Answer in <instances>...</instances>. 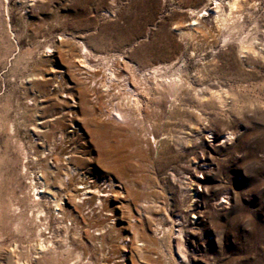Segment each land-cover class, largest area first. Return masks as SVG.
<instances>
[{
    "label": "rangeland",
    "instance_id": "374dc122",
    "mask_svg": "<svg viewBox=\"0 0 264 264\" xmlns=\"http://www.w3.org/2000/svg\"><path fill=\"white\" fill-rule=\"evenodd\" d=\"M249 2L230 31L210 0H0V264H264ZM76 179L95 192L74 196Z\"/></svg>",
    "mask_w": 264,
    "mask_h": 264
},
{
    "label": "bare ground",
    "instance_id": "6f19581e",
    "mask_svg": "<svg viewBox=\"0 0 264 264\" xmlns=\"http://www.w3.org/2000/svg\"><path fill=\"white\" fill-rule=\"evenodd\" d=\"M210 1H211L210 5L212 6V8L210 9L212 22L217 24L218 27H221L222 29H226V30H230V31H233V30H236L239 28V18H240V14H241V7L252 6L251 2L246 3L247 0H226V4L225 5L223 4L224 6L220 3V0H210ZM200 13H201V15L198 17H204V16L208 15L207 12L203 9L200 11ZM191 14H194V13L191 12ZM198 17H197V19L192 20L193 23H197V24L199 23ZM238 48H239V51L246 50L245 40L242 37L238 38ZM148 75L150 77H154V78L166 77L162 68H155L152 70L151 73H148ZM170 76L172 79H170L168 76L167 77L168 80H166V78H165L164 80L160 81V83L158 84L160 89H174L179 85L180 79L178 78V76L175 77V74H171ZM130 92L133 93L131 90H130ZM42 179H43L42 176H40V174H39V177H38V180L40 181L39 185L34 181V178L28 179L29 183H30L31 191L34 192L32 197H30V201L33 203V205L35 204L37 206L38 213H40V214L43 213V210H44L43 207L41 206L42 200L44 198L43 196L46 194L52 193L51 191H49L50 189L48 188V186H46V184L44 183V181H42ZM87 184L88 183L85 182L83 179H76L74 182V186H77V188H74V190H73L74 196L81 197V196H85L86 194H93L95 192L94 189H91L90 187H88L89 185L87 186ZM66 188L67 187L65 185V189ZM39 189H41V190H39ZM96 193H102V192L97 191ZM103 196L104 195L101 194V197H103ZM28 201H29V199L27 200V202ZM55 207L57 208L58 205L55 204Z\"/></svg>",
    "mask_w": 264,
    "mask_h": 264
}]
</instances>
